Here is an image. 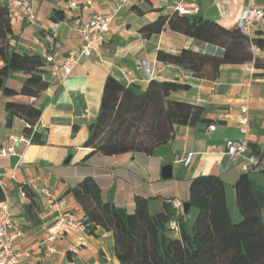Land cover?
<instances>
[{
  "label": "crops",
  "instance_id": "obj_1",
  "mask_svg": "<svg viewBox=\"0 0 264 264\" xmlns=\"http://www.w3.org/2000/svg\"><path fill=\"white\" fill-rule=\"evenodd\" d=\"M33 1L36 22H11L13 38L8 41V52L37 55L44 63L47 55L59 65L77 52L82 45L78 29L92 16H111L112 20L91 55L81 58L67 77L52 76L45 63L42 79L48 86L35 102L30 100L33 96L19 94L27 75L14 72L0 78V151L13 149L0 155V181L5 187L0 191L12 211L11 233L21 231L14 239L22 254L19 264H117L113 235L101 227L92 232L70 229L56 241L53 253L44 247L48 227L59 213L70 212L83 220L84 213L68 190L87 176L94 178L105 202L128 213L134 211L136 197L147 199L151 213L162 211L163 203L169 200L186 203L190 183L198 176L221 178L228 186V201L236 203L234 185L243 173L240 160L225 153L224 143L227 139H245L249 152H264V70L255 69L251 63L226 64L219 68L215 80L196 78L179 66L158 61L157 52L175 55L189 49L222 56V48L172 31L167 25L158 34L147 35L140 30L175 12L197 15L232 29L248 0H130L116 12L117 0H91L88 9L82 8L85 0ZM254 2L264 7V0ZM0 5L4 6L2 0ZM56 13L63 19L52 20ZM257 31V26L253 27L252 36ZM254 55L260 57L259 53ZM142 64L149 66L157 84L172 81L188 85V90L171 92L170 100L203 108L202 118L208 122L174 126L173 138L151 155L94 154L84 161L92 152L84 144L99 113L106 78L113 77L141 95L150 83L146 71L139 68ZM3 66L0 55V69ZM130 71L132 75L127 76ZM5 88L16 94H4ZM243 107L245 115L241 113ZM244 116L248 126L242 133L239 122ZM27 123L37 127L38 138L28 146L13 142L12 138L26 134ZM211 125L215 126L213 131L208 130ZM188 154H192V161L185 166L183 159ZM165 165H171L167 179L162 178ZM250 176L264 186V172ZM20 188L25 197H20ZM235 214L238 223L242 219L238 207ZM196 215L191 210L189 221ZM262 217L264 220V210ZM173 233L177 238L178 232Z\"/></svg>",
  "mask_w": 264,
  "mask_h": 264
},
{
  "label": "trees",
  "instance_id": "obj_2",
  "mask_svg": "<svg viewBox=\"0 0 264 264\" xmlns=\"http://www.w3.org/2000/svg\"><path fill=\"white\" fill-rule=\"evenodd\" d=\"M264 12V7H263ZM63 19L58 13L52 17ZM167 25L172 31L223 49L222 56H213L182 49L172 55L158 51L156 59L189 71L193 77L215 80L219 68L226 64L251 63L264 70V55L255 56L254 49L264 54V32L247 36L237 27L226 29L197 15L159 17L140 32L158 34ZM13 38L5 6L0 5V55L4 66L0 78L20 72L27 75L19 91L21 95L37 97L48 83L42 79L44 60L37 55L8 52ZM189 86L166 81H151L141 95H135L113 77L105 80L99 113L84 144L92 148L86 161L94 154L105 156L125 153L151 155L153 150L174 136V126H195L207 123L203 108L170 100L171 92L188 90ZM6 95L16 93L4 89ZM8 107V105H7ZM10 107V105H9ZM36 115L39 111H35ZM26 133H29L25 129ZM38 138L34 133L31 143ZM236 204L242 217L232 220L228 204V186L219 177L198 176L189 187L187 213H178L171 201L163 203L162 211L151 213L147 199L136 197L135 208L128 213L102 199L101 189L91 176L84 177L68 190L81 207L87 232L101 227L111 232L117 264H264V186L243 174L234 185ZM4 200L0 191V202ZM195 210L192 222L188 215ZM177 226L178 237H171Z\"/></svg>",
  "mask_w": 264,
  "mask_h": 264
},
{
  "label": "built area",
  "instance_id": "obj_3",
  "mask_svg": "<svg viewBox=\"0 0 264 264\" xmlns=\"http://www.w3.org/2000/svg\"><path fill=\"white\" fill-rule=\"evenodd\" d=\"M130 0H117V5L114 9L116 12L119 7ZM8 17L11 22H20L33 25L36 22L35 3L33 0H2ZM71 6L78 9L74 4ZM91 6V0H85L83 9H88ZM186 13L187 11H182ZM112 20L111 16H92L89 21L79 27L78 33L82 40L80 49L72 55L66 56L62 63L57 65L54 63L52 56L47 55L45 57V63L49 66L51 75L59 79L67 77L77 64V62L83 58L91 55L94 44L98 39L109 31V24ZM257 26L258 31L264 32V12L263 8L256 6L254 0H248L246 6L242 10L237 22L236 27L245 35L252 36L253 27ZM255 50V49H254ZM140 69L146 71L148 80L151 82L152 72L149 66L142 64ZM127 76L132 75V72H127ZM31 102H35L36 98L31 97ZM246 108H241V113L246 114ZM241 126V132L245 133L248 126L247 118L244 116L239 122ZM36 126L29 123L25 124V129L29 133L24 134L18 139L12 138L13 142L21 143L25 146L31 144L32 135L36 132ZM214 125L209 126L208 130L213 131ZM225 153L233 158L240 160L239 167L243 174L264 172V152L255 154L253 151L249 152V146L245 139L231 140L227 139L224 143ZM8 152H13L10 148L7 151L3 149L0 151V155L4 156ZM192 161V154H188L183 159V164L188 166ZM0 188L5 189L3 183L0 181ZM47 197L51 198V194L43 190ZM20 197H25V191L23 188L19 189ZM172 208L178 212H183V204L180 201H171ZM170 227L177 231L175 223H171ZM13 228V215L11 208L6 200L0 202V264H19L22 256L20 250L14 245V239L21 234V231L16 229L15 233H11ZM70 229L86 230L82 222V219H78L70 212H61L57 215L54 222L48 227V235L43 242L44 247L50 253L55 252V243L59 237L66 234ZM87 231V230H86Z\"/></svg>",
  "mask_w": 264,
  "mask_h": 264
},
{
  "label": "water",
  "instance_id": "obj_4",
  "mask_svg": "<svg viewBox=\"0 0 264 264\" xmlns=\"http://www.w3.org/2000/svg\"><path fill=\"white\" fill-rule=\"evenodd\" d=\"M93 127V125L91 124L89 126V130H91ZM46 137L44 136L43 137V140H45ZM170 175H171V165H165L163 168H162V178L163 179H167V178H170ZM189 204L188 203H184L183 204V213H187L189 211Z\"/></svg>",
  "mask_w": 264,
  "mask_h": 264
},
{
  "label": "rangeland",
  "instance_id": "obj_5",
  "mask_svg": "<svg viewBox=\"0 0 264 264\" xmlns=\"http://www.w3.org/2000/svg\"><path fill=\"white\" fill-rule=\"evenodd\" d=\"M253 51H254V53H259L260 56H263L264 55L261 51H258V52H257V50H253ZM228 204H229V208L231 210L232 220L234 222H236V217H237V215L235 214V209L237 207L236 206V203H234L233 201H228ZM170 235H171V237H174V233L173 232H171Z\"/></svg>",
  "mask_w": 264,
  "mask_h": 264
}]
</instances>
